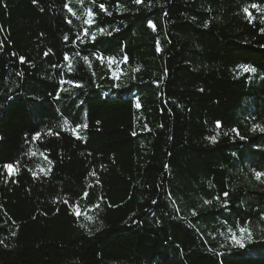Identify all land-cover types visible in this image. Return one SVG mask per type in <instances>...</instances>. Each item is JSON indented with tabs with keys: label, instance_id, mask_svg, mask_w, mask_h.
<instances>
[{
	"label": "trees",
	"instance_id": "16d2710c",
	"mask_svg": "<svg viewBox=\"0 0 264 264\" xmlns=\"http://www.w3.org/2000/svg\"><path fill=\"white\" fill-rule=\"evenodd\" d=\"M253 4L0 0V264H264Z\"/></svg>",
	"mask_w": 264,
	"mask_h": 264
},
{
	"label": "snow or ice",
	"instance_id": "6c2138e0",
	"mask_svg": "<svg viewBox=\"0 0 264 264\" xmlns=\"http://www.w3.org/2000/svg\"><path fill=\"white\" fill-rule=\"evenodd\" d=\"M134 2H135V3H141L142 0H134ZM99 7L101 8V10L107 11V10L104 8V5H103V4H100ZM251 7H253V8H257L258 11H264V9H260V8H259L257 5H255V4L251 5ZM69 11H71V9H69ZM243 11H244L245 13H248L249 16H251V13L249 12L248 7H245V8L243 9ZM109 14H110V13H109ZM88 15L91 16L92 13L89 11V12H88ZM150 23H151V22H150ZM101 31H104V30L101 29ZM94 38H95V37H94V34H93V39H94ZM65 39H67V37H65ZM65 59H68V57L66 56ZM84 59L87 61V57H84ZM21 60L23 61V58H21ZM240 68H241L242 72L255 71L254 68H250L249 66H246V65H241ZM137 107H139V104H137ZM217 126L219 127V122H217ZM84 127L86 128L87 125L85 124ZM260 130H261L262 132H264V128H261ZM37 135H39V134H37ZM211 139L214 141V140H215V137H212ZM3 167H4L5 169L8 170L9 174L12 173V171H13V164H11V163H9V164H5ZM261 175H262L261 173H256V178L259 179ZM225 195H227V194L225 193ZM86 218L89 219V220L92 219V217H86ZM241 231L243 232V231H245V229H241ZM240 246L243 247V244H240Z\"/></svg>",
	"mask_w": 264,
	"mask_h": 264
},
{
	"label": "rangeland",
	"instance_id": "374dc122",
	"mask_svg": "<svg viewBox=\"0 0 264 264\" xmlns=\"http://www.w3.org/2000/svg\"><path fill=\"white\" fill-rule=\"evenodd\" d=\"M259 12H261V13L264 14V11H259ZM110 62H111V64H114L115 65L114 69L112 70L113 77L115 79H119L120 75L122 74L121 65L120 64H117L116 65V62H114V61H110ZM13 173H14V170L12 171L11 174H13ZM74 212H75L76 216H78V212H76L75 210H74ZM242 237H243V234H242ZM239 240L238 239H234V242H236L237 244L240 245L242 240L241 239H239Z\"/></svg>",
	"mask_w": 264,
	"mask_h": 264
}]
</instances>
